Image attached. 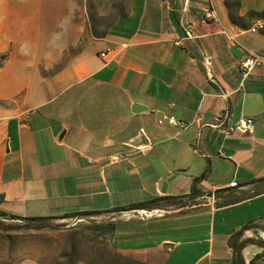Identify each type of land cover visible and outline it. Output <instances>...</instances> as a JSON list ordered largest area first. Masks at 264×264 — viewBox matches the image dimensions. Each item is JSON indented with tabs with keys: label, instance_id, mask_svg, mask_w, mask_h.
Returning a JSON list of instances; mask_svg holds the SVG:
<instances>
[{
	"label": "crops",
	"instance_id": "1",
	"mask_svg": "<svg viewBox=\"0 0 264 264\" xmlns=\"http://www.w3.org/2000/svg\"><path fill=\"white\" fill-rule=\"evenodd\" d=\"M82 1L60 3L70 34L25 55L24 97L0 99V210L116 215L84 227L80 264H250L264 249V61L245 78L239 62L264 56V27L251 30L264 1ZM167 114L188 126L159 124ZM242 116L249 134L214 126ZM184 195L191 207L175 214L113 210Z\"/></svg>",
	"mask_w": 264,
	"mask_h": 264
},
{
	"label": "rangeland",
	"instance_id": "2",
	"mask_svg": "<svg viewBox=\"0 0 264 264\" xmlns=\"http://www.w3.org/2000/svg\"><path fill=\"white\" fill-rule=\"evenodd\" d=\"M62 1L67 0H0V56L7 54L4 66L0 70V99L12 95L24 97L22 86L26 76L21 69L26 54L40 52L51 39L70 34L66 27L68 17L71 16L70 10L65 5L61 6ZM74 1L83 3L82 0ZM49 95L51 93H48ZM77 95L87 97L95 94L83 91L73 94L74 97ZM72 105L69 107L72 108ZM80 107L86 112L87 103L83 101ZM70 112L75 113V109L67 113ZM169 201L171 203L163 207L178 206L186 202L184 198ZM107 216L116 215L110 213L102 216L83 215L84 220L69 227L63 225L73 222L75 217L32 222L0 217V264H68L69 259L72 264H80L79 260H83V257L79 256V243L85 249L88 248L86 237L80 239L82 235L86 236V232L82 230L85 226L96 224L99 219ZM259 216L264 215H254ZM219 217L217 216L215 221L217 226L220 223ZM199 219L201 220L193 219L191 222L202 224L208 221L209 217ZM261 220H264V217Z\"/></svg>",
	"mask_w": 264,
	"mask_h": 264
},
{
	"label": "built area",
	"instance_id": "3",
	"mask_svg": "<svg viewBox=\"0 0 264 264\" xmlns=\"http://www.w3.org/2000/svg\"><path fill=\"white\" fill-rule=\"evenodd\" d=\"M205 16L207 19H212L216 16L215 10L211 7L207 9ZM264 27V21H255L251 30L253 32H257L259 29ZM188 34L193 35L191 30L188 29ZM232 37V36H231ZM107 54L106 51L101 52V56H105ZM259 61H264V56L257 54L255 52L249 51L245 57H243L239 62L240 70L243 74V77H247L256 64ZM159 124H166L170 126H177L179 128H186L188 123L184 120L177 119L174 115L167 114L158 119ZM215 127H224V131L227 134H249L253 130L255 126V119L251 116H242L239 120L233 125H225L224 121L221 123L215 124ZM141 137H144L146 144H151L150 137L147 135L144 129H141L139 132ZM130 146L134 148L141 149V146H135L134 144H130ZM126 158L125 153H111L107 156L108 161L110 162H118Z\"/></svg>",
	"mask_w": 264,
	"mask_h": 264
},
{
	"label": "trees",
	"instance_id": "4",
	"mask_svg": "<svg viewBox=\"0 0 264 264\" xmlns=\"http://www.w3.org/2000/svg\"><path fill=\"white\" fill-rule=\"evenodd\" d=\"M7 58V54H3L0 56V66H2L4 60H6ZM201 178V177H199ZM199 178H197L196 180H198ZM194 190V188H193ZM192 194V193H191ZM186 195L184 196H179V198H184ZM178 197L176 196H165V197H156L150 200H146L140 203H135V204H131L129 206L126 207H117L115 209H113L114 211L118 212V211H122L125 210L127 208H144V209H151L154 207H160L166 204L171 203L169 200H173V199H177ZM238 200V198H229L226 199L224 201L225 204H229L232 202H236ZM81 215H93V214H97L96 212H83L80 213ZM0 217L3 219H22V220H27V221H41V220H46V219H50V218H54V217H22V216H18V215H14V214H9L6 212H3L0 210ZM258 244L261 245L264 248V240L260 239L257 240ZM71 256V252L68 253ZM239 261L240 264H243V259L241 256H239ZM72 261L69 259L68 260V264H72ZM250 264H264V249H262L261 251L257 252L250 260Z\"/></svg>",
	"mask_w": 264,
	"mask_h": 264
},
{
	"label": "water",
	"instance_id": "5",
	"mask_svg": "<svg viewBox=\"0 0 264 264\" xmlns=\"http://www.w3.org/2000/svg\"><path fill=\"white\" fill-rule=\"evenodd\" d=\"M132 109H133V112H141L142 111L138 105H133ZM209 194H210V196L214 197V193L213 192H211ZM192 206H195V205H192ZM190 207H191V204L187 203L185 205H179V206H176V207H163V206H160V207H154V208H151V209L127 208V209H125L123 211L132 212V213L138 214L142 218L146 219L148 217L155 216V215L179 213V212H181V211H183V210H185L187 208H190ZM81 220H84L83 215H78L76 218H74L73 222L66 223L63 226L64 227H69V226H72L74 224H77ZM97 222H99V220Z\"/></svg>",
	"mask_w": 264,
	"mask_h": 264
},
{
	"label": "bare ground",
	"instance_id": "6",
	"mask_svg": "<svg viewBox=\"0 0 264 264\" xmlns=\"http://www.w3.org/2000/svg\"><path fill=\"white\" fill-rule=\"evenodd\" d=\"M256 21H264L263 19L258 18Z\"/></svg>",
	"mask_w": 264,
	"mask_h": 264
}]
</instances>
